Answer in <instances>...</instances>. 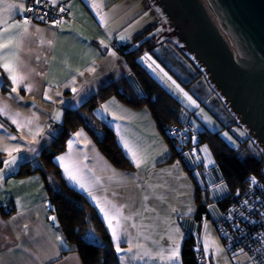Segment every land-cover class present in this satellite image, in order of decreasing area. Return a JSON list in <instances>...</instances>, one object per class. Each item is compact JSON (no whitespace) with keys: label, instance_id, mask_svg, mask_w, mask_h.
<instances>
[{"label":"crops","instance_id":"obj_1","mask_svg":"<svg viewBox=\"0 0 264 264\" xmlns=\"http://www.w3.org/2000/svg\"><path fill=\"white\" fill-rule=\"evenodd\" d=\"M28 1L0 0V264H82L52 223L40 175L11 174L51 142L48 131L61 123L64 109L130 73L113 45L158 23L152 33L159 44L139 58L141 64L183 104L179 88L205 99V107L218 103L198 78L192 53H184L176 34L163 29L152 0H39L65 7L67 17L56 23L24 18ZM190 107L184 104V118L188 111L196 117ZM93 112L113 131L132 168L113 166L81 127L53 161L65 183L97 211L119 264H183L181 247L192 234L210 264H255L246 253L225 249L213 224L218 215L213 205L207 206L208 217L195 218L192 178L207 187L209 203L226 191L212 186L219 174L204 144L194 157L201 164L187 159L191 176L180 163H165L169 148L146 107L134 109L111 96ZM196 119L200 128L215 122ZM223 119L221 127L230 122Z\"/></svg>","mask_w":264,"mask_h":264},{"label":"trees","instance_id":"obj_2","mask_svg":"<svg viewBox=\"0 0 264 264\" xmlns=\"http://www.w3.org/2000/svg\"><path fill=\"white\" fill-rule=\"evenodd\" d=\"M157 24L142 30L128 42L113 45L115 51L127 62L130 73L108 83L78 107L64 109L61 123L53 125L48 131L52 136L51 142L44 146L37 156L20 162L11 176L22 178L35 173L40 175L47 194L52 223L65 241L74 246L82 264H119L109 234L97 211L82 193L65 183L59 167L53 161V158L65 149L67 138L81 127L91 136L97 148L113 166L120 169L132 168L117 144L113 131L93 112L100 102L114 96L131 108L146 107L149 110L158 132L170 151L165 163H180L191 174L193 168L187 159L195 167L196 164H201L200 161H195L194 157L199 154L198 147L201 144L206 145L213 158V167L219 174L218 181L223 182L226 191L209 203L210 198L205 197L207 187H201L192 178L196 185L195 218L200 220L203 216L208 217L207 206L213 205L218 211L213 224L229 254L239 253L246 248V236L243 233L245 231L248 235L254 233L260 237L262 248L255 251L264 252V154L251 152L246 137L244 140H237L238 146H232L223 138L220 132L228 131L230 125L238 123L234 117L227 125L214 130L206 126L198 127L197 122L200 121L193 116V111H188L187 117H183L184 104L150 74L139 60L142 55L151 52L159 44L152 33ZM172 27L174 28L173 25ZM179 45L185 53L187 50L183 43ZM194 58L192 57V63H195ZM195 66L200 78L203 72L199 73V69L204 72L206 70L198 61ZM2 88L7 90L6 86ZM229 110L231 111L230 108ZM186 120H191L194 127L188 132L187 140L180 141L176 146L174 139L167 134V128L171 124H184ZM251 135L257 142L252 132ZM258 144L264 150L259 142ZM201 197L205 198L201 200ZM197 242L193 234L184 239L181 247L183 264H196L199 246ZM254 258L264 264V257L254 255Z\"/></svg>","mask_w":264,"mask_h":264},{"label":"water","instance_id":"obj_3","mask_svg":"<svg viewBox=\"0 0 264 264\" xmlns=\"http://www.w3.org/2000/svg\"><path fill=\"white\" fill-rule=\"evenodd\" d=\"M176 36L264 147V0H158Z\"/></svg>","mask_w":264,"mask_h":264},{"label":"rangeland","instance_id":"obj_4","mask_svg":"<svg viewBox=\"0 0 264 264\" xmlns=\"http://www.w3.org/2000/svg\"><path fill=\"white\" fill-rule=\"evenodd\" d=\"M153 4L156 6V9H158L159 13H160V20L163 23V29H165V32L168 33L167 31H172V33L176 34V28L172 27V23L171 21H169L168 17L166 16V14L164 13L163 9L161 6H159L158 4V0H152ZM163 45H165V43H163ZM194 57V55L192 56ZM198 66L200 67L199 63H197ZM203 72V74L201 75V77H203L202 81H204L205 83H207V85H209L214 93V100L217 101L218 103V107L217 106H212V105H207L206 107L204 106L203 103H205V99L199 101L196 97H191L187 94H185V91L183 92L184 89H178V92H180L182 94V98L181 99L185 105L189 106L192 105L193 107H190L191 109H193L195 111L196 117L200 118L201 120H207L208 118L213 119V121L215 122H210L207 123L206 126L211 129L214 130V128H222L220 124H225L222 123L224 122L223 119V115L227 117V120H231V118L234 117L235 121L239 123V117L235 116L228 108V103H226L227 101L224 100V98H222V96L219 94L217 88L214 86V84L211 82V80L209 79V75L207 72L202 71L201 69H199V73ZM184 98L187 99V101H184ZM192 103V104H191ZM206 109L208 112L206 113L205 110ZM212 113L213 115L209 114ZM227 122V121H226ZM235 123L233 125L229 126V130H223L220 133L222 134L223 138L232 146H238V141L237 140H244L245 137L248 140V147L249 150L255 154H264V150L263 148L258 144V141L256 142L254 140V137H252L250 130H248V128L246 126H244L241 123ZM257 140V139H256ZM203 148H206V145H203ZM197 158V157H196ZM207 168V166H206ZM208 169V168H207ZM208 171V170H207ZM212 186L215 187L216 190H221V188H223L225 190V185L223 184V182L221 181H217L215 183L212 184Z\"/></svg>","mask_w":264,"mask_h":264},{"label":"built area","instance_id":"obj_5","mask_svg":"<svg viewBox=\"0 0 264 264\" xmlns=\"http://www.w3.org/2000/svg\"><path fill=\"white\" fill-rule=\"evenodd\" d=\"M23 17L26 19H41L50 23H56L61 17H67V10L63 6L49 5L39 0H29L23 11ZM194 127L191 120H186L184 124H171L167 128V134L174 139L177 146L180 141L187 140L188 132ZM246 236L247 246L239 252H244L249 259L255 264H261L256 261L254 255L264 257V252L256 253V250L262 248L260 237L254 233L248 235V232H243ZM262 241V240H261ZM227 247V245H225ZM196 264H210V255L197 247Z\"/></svg>","mask_w":264,"mask_h":264}]
</instances>
